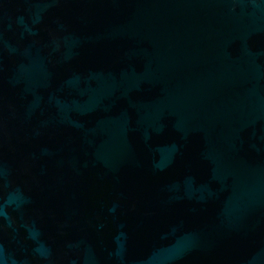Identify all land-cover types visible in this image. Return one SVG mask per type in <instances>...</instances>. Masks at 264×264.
<instances>
[{
  "label": "water",
  "instance_id": "water-1",
  "mask_svg": "<svg viewBox=\"0 0 264 264\" xmlns=\"http://www.w3.org/2000/svg\"><path fill=\"white\" fill-rule=\"evenodd\" d=\"M0 264H264V0H0Z\"/></svg>",
  "mask_w": 264,
  "mask_h": 264
}]
</instances>
